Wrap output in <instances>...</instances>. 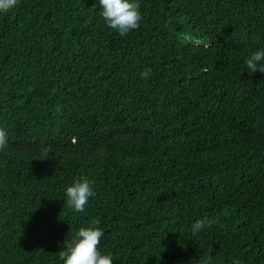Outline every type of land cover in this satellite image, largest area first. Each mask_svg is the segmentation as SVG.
<instances>
[{"label": "trees", "instance_id": "1", "mask_svg": "<svg viewBox=\"0 0 264 264\" xmlns=\"http://www.w3.org/2000/svg\"><path fill=\"white\" fill-rule=\"evenodd\" d=\"M134 2L123 37L99 0L0 11V264H63L92 219L113 264H264V0Z\"/></svg>", "mask_w": 264, "mask_h": 264}, {"label": "clouds", "instance_id": "2", "mask_svg": "<svg viewBox=\"0 0 264 264\" xmlns=\"http://www.w3.org/2000/svg\"><path fill=\"white\" fill-rule=\"evenodd\" d=\"M17 4V0H0V11H8ZM102 8V16L105 18L109 28L116 30L120 36H126L130 31L138 29L142 19L139 11V4L134 0H99ZM264 49L252 53L245 61L249 73L259 70L264 73ZM143 79L152 75L151 69H145L140 73ZM8 145V136L5 130L0 129V150ZM50 155V148L42 149L38 159H46ZM92 182L81 176L74 179L73 183L66 188V203L75 212H83L89 197L94 196ZM100 221L92 219L90 225L81 227L75 236L69 241H63L64 248L59 251V258L63 264H113V257L109 254H102L98 250L103 229L99 227ZM212 221L207 217L196 220L192 225V233L195 235L206 225L211 226ZM211 260V256L208 257ZM207 264V262H205ZM234 264L240 262L234 261Z\"/></svg>", "mask_w": 264, "mask_h": 264}]
</instances>
